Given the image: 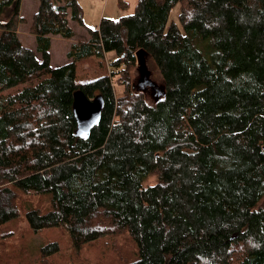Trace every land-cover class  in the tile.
<instances>
[{"label": "trees", "instance_id": "obj_1", "mask_svg": "<svg viewBox=\"0 0 264 264\" xmlns=\"http://www.w3.org/2000/svg\"><path fill=\"white\" fill-rule=\"evenodd\" d=\"M21 7L0 0V92L23 86L0 96V240L23 217L36 236L67 233L76 253L127 232L138 255L127 264H264V0H139L58 68L52 37H75L70 10L83 26L76 0H39L36 52L18 34ZM140 50L165 87L158 102L131 87ZM108 53L109 74L80 81V65ZM78 90L105 100L86 140L76 137ZM38 253L47 261L61 246Z\"/></svg>", "mask_w": 264, "mask_h": 264}, {"label": "rangeland", "instance_id": "obj_2", "mask_svg": "<svg viewBox=\"0 0 264 264\" xmlns=\"http://www.w3.org/2000/svg\"><path fill=\"white\" fill-rule=\"evenodd\" d=\"M139 0H76L81 12L83 26H80L72 19L73 12L69 11L68 20L70 27L76 33V41L69 39L67 42L55 39L53 42L51 54L53 58V68L69 64L72 62L67 58L69 47L73 43H88L91 35L90 30H96L103 19L119 21L121 18L130 16L134 13ZM122 2L126 6H122ZM39 6V0H22L21 17L25 20L18 26V34L24 38L23 44L30 48L31 42L25 39L32 37L31 22L36 14ZM180 6H177L171 13L170 23L179 24ZM87 33V34H86ZM32 35V36H31ZM90 35V38L86 36ZM29 37V38H30ZM34 38V37H33ZM35 39V38H34ZM63 41L65 44H60ZM38 57H41L38 54ZM113 53L105 55L104 59H96L91 62H85L80 65L79 79L82 82L91 81L98 78L102 74H109L108 68L111 66L110 61L114 58ZM102 63V64H100ZM149 70L152 72V79L162 86L161 76L158 69L148 60ZM103 67V68H102ZM137 65L131 68L130 82L131 87L137 83L138 73ZM111 75V74H110ZM118 78L115 79V93L120 96L125 89L120 86ZM23 86H19L4 92H0V96H7L21 90ZM148 100H153L157 95L153 90L149 89L145 93ZM157 175L148 177L144 183L145 187L153 186L157 183ZM21 203H30L36 208L47 211L51 208L50 199L45 196H20ZM15 236L0 240V258L5 264H127L136 259L137 247L133 239L127 232H118L112 229L106 237L96 243L90 244L76 253L72 249V245L67 233L63 231L53 230L45 232L43 235L36 236L28 228L27 223L22 218L17 222ZM8 229L9 231L13 230ZM56 241L61 246V254L59 256L41 261L39 249L46 243Z\"/></svg>", "mask_w": 264, "mask_h": 264}, {"label": "water", "instance_id": "obj_3", "mask_svg": "<svg viewBox=\"0 0 264 264\" xmlns=\"http://www.w3.org/2000/svg\"><path fill=\"white\" fill-rule=\"evenodd\" d=\"M136 59L138 79L137 83L132 86V89L141 93H146L151 89L157 94L154 97V101L158 102L165 94V87L163 85L159 86L152 79V72L148 66L149 55L145 51L140 50L136 54ZM104 107L105 100L102 95H98L90 100L82 90L75 92L73 113L77 122V138L86 140L91 136L92 130L101 122Z\"/></svg>", "mask_w": 264, "mask_h": 264}, {"label": "crops", "instance_id": "obj_4", "mask_svg": "<svg viewBox=\"0 0 264 264\" xmlns=\"http://www.w3.org/2000/svg\"><path fill=\"white\" fill-rule=\"evenodd\" d=\"M70 23V22H69ZM71 26V25H70ZM74 31V30H73ZM74 33H75V31H74ZM87 34V33H86ZM89 34V33H88ZM19 35H20V32H19ZM32 36V35H31ZM30 37V36H29ZM26 37L25 39H27L28 41H30L31 42V44H29L30 45V48L33 50V51H35L36 52V49H37V47H38V44H37V39H36V37L33 35L32 37ZM35 39H34V38ZM90 38V35H88V36H86V38ZM76 38V33H75V37H74V39ZM88 38V39H89ZM20 39H21V41H22V43L25 41L24 40V38L23 37H21L20 36ZM55 39H58V40H63V41H68V40H66V39H64V38H62V37H52V46H53V42H54V40ZM63 41H60V44H65ZM76 41V39L74 40V42ZM74 44H77V43H73L72 45H74ZM71 45V46H72ZM71 46L69 47V49H68V51L70 50V48H71ZM28 47V46H27ZM51 50H52V47H51ZM51 53V52H50ZM40 55V54H39ZM36 56H37V58H38V60H41V57H38V53H36ZM52 63H53V58H52V54H51V66L53 67V65H52Z\"/></svg>", "mask_w": 264, "mask_h": 264}, {"label": "flooded vegetation", "instance_id": "obj_5", "mask_svg": "<svg viewBox=\"0 0 264 264\" xmlns=\"http://www.w3.org/2000/svg\"><path fill=\"white\" fill-rule=\"evenodd\" d=\"M148 91H149V90H148ZM148 91H147V92H148ZM147 92H146V93H147Z\"/></svg>", "mask_w": 264, "mask_h": 264}, {"label": "built area", "instance_id": "obj_6", "mask_svg": "<svg viewBox=\"0 0 264 264\" xmlns=\"http://www.w3.org/2000/svg\"><path fill=\"white\" fill-rule=\"evenodd\" d=\"M111 64V63H110Z\"/></svg>", "mask_w": 264, "mask_h": 264}]
</instances>
